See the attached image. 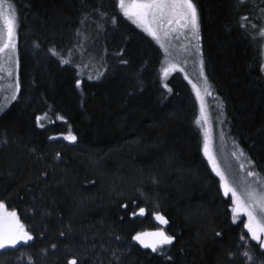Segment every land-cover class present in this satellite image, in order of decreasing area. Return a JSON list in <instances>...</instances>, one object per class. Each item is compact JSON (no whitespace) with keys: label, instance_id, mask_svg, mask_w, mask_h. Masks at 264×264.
<instances>
[{"label":"trees","instance_id":"1","mask_svg":"<svg viewBox=\"0 0 264 264\" xmlns=\"http://www.w3.org/2000/svg\"><path fill=\"white\" fill-rule=\"evenodd\" d=\"M10 2L19 18L20 91L0 114V200L36 239L0 252V264H253L246 250L264 261L250 234L241 244L246 229L232 222L231 199L203 153L192 87L194 78L203 81L199 65L195 75L185 70L188 79L179 71L165 79L164 47L120 16L116 0ZM194 2L208 102L221 112L231 146L264 177V44L240 27L243 16L264 25V0ZM114 15L117 26L107 22ZM53 47L72 64L62 65ZM44 113L52 122L41 128L35 117ZM69 130L76 143L63 139ZM139 207L146 214L133 218ZM159 227L176 236L165 246L172 260L132 240Z\"/></svg>","mask_w":264,"mask_h":264},{"label":"snow or ice","instance_id":"2","mask_svg":"<svg viewBox=\"0 0 264 264\" xmlns=\"http://www.w3.org/2000/svg\"><path fill=\"white\" fill-rule=\"evenodd\" d=\"M245 0H237V4H243ZM116 7L119 10V15L130 21L132 24L136 25L138 28L142 29L143 32L147 33L154 40L160 41L161 37H167L172 33L179 32L180 34L187 33L190 35V44L192 50L191 54L196 55L199 60V75L203 78V87H199L196 84H192L193 89L196 91L197 98L200 100V117L196 121L202 127L208 122V115L204 107L205 97L211 96V85L208 83V77L204 75L205 61L203 58V52L201 47V35H200V16L197 8V4L194 0H116ZM102 16H106V13H102ZM87 19V17H85ZM241 20L246 23H241L240 27L248 31L249 36L255 40L257 37L261 38L262 44H264V25L257 24L249 21L248 16L241 17ZM108 23L113 26H117L118 20L117 16H112L108 19ZM18 13L15 9L13 3L10 0H0V56L8 53L7 61L12 64L14 68L18 69L19 60L17 55V31H18ZM84 23V20H81ZM250 25V28H249ZM77 35L82 36L83 34L77 30ZM87 39V37H84ZM187 38V37H186ZM40 45L37 43L36 47ZM163 46V45H162ZM188 51V49H185ZM167 52V49H165ZM49 52L53 56H57L62 65H71L72 60L66 59L59 53V51L53 47L49 49ZM70 55V53H69ZM115 55L121 57L119 63L122 65H127L128 60L123 58V51L115 53ZM187 63V61H184ZM87 67V65H85ZM4 65L0 64V72H3ZM107 70V69H105ZM259 70L264 73V62L260 63ZM179 71L184 73L185 79H188L187 73L184 67L169 63V65L163 69V76L165 79L169 76V73ZM8 76H13V71H8ZM103 72H98L95 79H100ZM79 75V73H78ZM92 76H88V80H92ZM82 81H76V87L81 86ZM189 83L191 81L189 80ZM169 93L172 89L169 88L168 84L163 85ZM20 90L18 76L16 78V83L13 86V91L11 94V99L15 100L17 94ZM0 111H3V107L0 106ZM59 120H64L63 116L58 117ZM49 120L52 122L48 113L43 115H38L35 117V123L44 128L46 125L42 122ZM203 122V124L201 123ZM205 142L203 146L204 156L207 157L209 163L211 164L212 170L215 172L216 176L219 177L220 187L223 190L224 197H230L231 199V219L233 223H236L238 218L241 216L246 217V222L243 223V228L246 229V233L240 235L241 244L247 246L246 236L250 234V239L256 241L261 249H264V190H260L256 187L249 185L240 193L237 188L233 186L221 170L217 163V159L212 151V141H211V128H205ZM50 139H56V137H50ZM63 139L76 143L77 136L68 131L67 135H63ZM59 155V154H58ZM236 156V153H233ZM240 156L244 153L241 151ZM239 159V157H237ZM240 169H244L245 165L241 163L239 165ZM45 176L48 175L47 172L44 173ZM248 177L256 178L255 183L264 188V179H260L258 174L254 170H247ZM247 184V181H242ZM123 208H128L127 204L122 205ZM146 214L145 207H139L138 211L131 212L130 215L134 218L136 216H144ZM154 219L163 226L169 224V220L160 212H154ZM123 219V217H121ZM69 230L71 226L69 225ZM61 236L65 235V232H60ZM215 235L217 237L221 236L220 231H216ZM36 239L33 232L21 221L20 216L15 210H9L8 206L3 200H0V250L7 248H17L18 245L32 242ZM119 239V237H117ZM132 240L141 245L145 249H150L153 253H160L165 255L167 260H172L170 255L166 254L165 246H171L176 240L175 235H170L165 231L164 227H159L155 231H140L132 236ZM53 249L57 247L55 243L51 245ZM45 252L47 249L44 250ZM264 254V253H262ZM230 255H235L230 253ZM243 255L248 261L257 264L254 261V257L250 254L248 250L243 252ZM69 264H77V259L70 260ZM258 264H264V261H259Z\"/></svg>","mask_w":264,"mask_h":264},{"label":"rangeland","instance_id":"3","mask_svg":"<svg viewBox=\"0 0 264 264\" xmlns=\"http://www.w3.org/2000/svg\"><path fill=\"white\" fill-rule=\"evenodd\" d=\"M190 39L189 34H180L179 32L172 33L167 37H161V40L158 42L163 45L164 49H167V52L165 51V68L169 65V63L178 64L184 67L185 70L189 69L195 75L199 65V58L196 55L191 54L194 50L191 48V44L189 42ZM185 49H188V51ZM8 55V53H5L0 56V64H3L5 69L3 72H0V106L3 107V111H0V114L6 112L14 102V100L11 99V94L13 86L16 83L17 76L19 79V67L16 69L12 64L8 63ZM184 61H187V63H184ZM9 70L13 71V76H8L7 73ZM172 73L174 72L169 73V75ZM199 79V77L194 78L195 84L202 88L203 81H199ZM209 100V98L207 99V97H205L204 107L208 115V122L207 124H204L203 127L211 128L212 151L217 159L219 167L228 177L229 181L233 183V186L237 188L238 192L243 193L244 189L249 185L260 190H264V188H261L260 185L255 183L256 178L247 176V170H254V168L246 161L244 155H239L241 149L237 146H231L229 143L225 131L223 130V118L221 117V112H219L216 105H211V102H208ZM233 153H236L237 155L234 156ZM237 157H239V159H237ZM241 163L245 165L244 169H240L239 165ZM258 177L260 179H264V177H260L259 174ZM242 181H247L248 183L245 184ZM246 219V217L241 216L238 218L237 222L242 221L244 223L246 222Z\"/></svg>","mask_w":264,"mask_h":264},{"label":"water","instance_id":"4","mask_svg":"<svg viewBox=\"0 0 264 264\" xmlns=\"http://www.w3.org/2000/svg\"><path fill=\"white\" fill-rule=\"evenodd\" d=\"M11 211V210H10ZM17 212V211H16ZM18 213V212H17ZM19 215V214H18ZM33 242V241H32ZM32 242H29L27 245L31 244ZM21 246H26L25 244H21V245H18L17 248L13 249V248H7V249H3V250H0V252L2 251H5V250H16L18 248H20ZM143 248V247H142ZM145 249V248H144Z\"/></svg>","mask_w":264,"mask_h":264}]
</instances>
